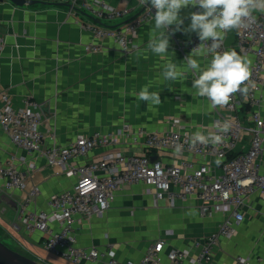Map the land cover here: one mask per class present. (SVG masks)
<instances>
[{
  "label": "crops",
  "instance_id": "crops-1",
  "mask_svg": "<svg viewBox=\"0 0 264 264\" xmlns=\"http://www.w3.org/2000/svg\"><path fill=\"white\" fill-rule=\"evenodd\" d=\"M105 1L119 8H134V13L120 22L133 18L141 9L138 0ZM69 3L70 0H38L19 5L11 0H0V31L5 37L0 56V90L11 97L16 108L22 107L26 98L42 103L40 129L45 136V147L64 145L80 135H92L97 131L113 132L124 122L131 123L134 128L161 131L167 129L175 117L182 118L194 133L202 131L207 135L212 131L213 122L225 110L221 106L214 108L206 97L195 94V89L191 88L194 77L183 61L191 51L182 52L178 48L180 42L195 34L185 33L183 28L190 24V13L198 8L189 6L181 10L184 25L170 36L168 49L175 55L169 53L160 57L147 49L153 36L147 20L140 25L135 38L138 48L124 52L113 38H99L86 29L85 23L90 16L83 11H71ZM224 39L230 49L237 52L235 30L228 32ZM90 42L99 49L87 50L86 45ZM169 60L178 65V72L184 73L177 81H166L162 77L164 65ZM145 86L150 92H160L159 105L138 99V93ZM113 148L143 151L140 144ZM108 149L97 147L76 161L83 163L99 158ZM33 156L17 146L0 125V163L15 164L27 177L29 186H40V193L29 209H49L50 196L71 188L76 179L56 173V168L43 156L36 159L37 168L29 173L28 162ZM159 157L167 163L176 161L170 153H160ZM193 157L218 162L214 156ZM260 161L264 172V151ZM24 193L20 190L0 192L2 216L8 217V206L13 208V220L5 224L7 227H12L17 203ZM202 203L195 194L171 203L168 198L156 199L143 182L125 185L103 216H93L74 224L77 243L95 246L101 252L112 250L120 261H139L151 243L163 239L166 244L160 264H170L168 253L174 248L187 250L190 256L197 257L206 237L218 229L226 216L225 211L212 216L201 215L199 207ZM243 212L244 219L237 225L236 234L232 238L221 236L212 248L215 264H237L239 255L248 257L251 264H264V198L259 192L250 195ZM21 230L17 236L13 234L19 246L50 264L55 263L43 258L45 252L56 257L60 264H72L45 249L42 232H19ZM102 259L96 264H105L108 257ZM185 264L195 263L185 261ZM196 264L210 263L202 259Z\"/></svg>",
  "mask_w": 264,
  "mask_h": 264
},
{
  "label": "built area",
  "instance_id": "built-area-1",
  "mask_svg": "<svg viewBox=\"0 0 264 264\" xmlns=\"http://www.w3.org/2000/svg\"><path fill=\"white\" fill-rule=\"evenodd\" d=\"M139 6V13L120 22L134 13L133 7L119 8L105 0H70L69 3L71 11H83L90 16L85 23L86 29L96 37L113 38L124 52L138 48L135 38L140 25L147 20L145 9ZM152 11L154 14L155 9ZM253 15L256 19L247 28L235 30V48L249 61L251 83L246 94L234 93L222 106L225 111L213 122L211 131L222 137L215 144L193 145L190 137L194 132L182 118L175 117L171 125L161 131L134 128L131 123L124 122L113 132L97 131L92 135H80L64 145L45 147V136L40 129L42 103L26 98L24 105L16 108L11 97L0 90V125L17 146L34 154L28 162L29 173L36 170V159L43 156L50 166L56 168V173H65L76 179L71 188L50 196L49 209L32 211L29 206L39 195L40 186H29L27 177L15 164L0 163V179L3 180L0 192L25 191L17 203L12 227L20 230L24 226L28 232H42L45 249L72 264H96L103 260V256L108 257L105 264H160L166 244L163 239L151 243L139 261H120L112 250L101 252L95 246L79 245L75 235L76 222L103 216L122 187L143 182L158 200L168 198L175 203L179 198L184 200L195 194L203 200L199 207L201 215L226 212L218 229L206 237L197 257L190 256L187 250L175 248L168 253L170 264H185V261L196 264L202 259L215 264L212 248L221 236L232 238L236 234L250 195L259 192L264 198V172L260 161L264 151V14L254 12ZM199 43L194 34L180 42L178 48L182 52L191 51ZM4 45L5 37L0 31V56ZM86 49L96 51L99 47L90 42ZM227 49L230 47L224 39L221 51ZM225 121L230 125L227 132L215 128L217 123L222 125ZM131 144H140L143 151L127 152L113 148ZM97 147L110 149L99 158L87 159L83 163L76 161ZM160 153H170L176 161L167 163L159 157ZM154 154L158 156L153 158ZM193 156H214L218 162L200 161ZM236 262L251 264L250 259L242 255L236 257Z\"/></svg>",
  "mask_w": 264,
  "mask_h": 264
},
{
  "label": "clouds",
  "instance_id": "clouds-1",
  "mask_svg": "<svg viewBox=\"0 0 264 264\" xmlns=\"http://www.w3.org/2000/svg\"><path fill=\"white\" fill-rule=\"evenodd\" d=\"M138 2L145 9L147 23L151 25L153 33L147 43V49L160 57L169 53L175 55L168 49L170 36L180 31L184 25V19L180 16L181 10L189 6L198 8L197 11L190 13V24L183 28L185 33H195L200 41L183 60L186 69L194 77L191 88L195 89L197 96L206 97L215 108L226 105L234 93L248 92L251 83L249 61L235 50L221 51V47L228 32L247 28L250 22L255 21L254 12L264 14V0H138ZM208 57L210 59H207ZM177 69L178 65L169 60L163 68V79L177 81L184 76V73L178 72ZM138 99L152 105L161 103L160 92H150L147 86L138 93ZM229 127L226 121L222 125L220 123L215 125L220 132H227ZM190 139L193 145L209 142L215 144L220 142L222 137L216 132H208L205 135L202 131H196L191 134Z\"/></svg>",
  "mask_w": 264,
  "mask_h": 264
},
{
  "label": "rangeland",
  "instance_id": "rangeland-1",
  "mask_svg": "<svg viewBox=\"0 0 264 264\" xmlns=\"http://www.w3.org/2000/svg\"><path fill=\"white\" fill-rule=\"evenodd\" d=\"M7 211H8L7 212L8 217H5V218H4V216H2L1 211H0V214H1L0 224H2L0 226V240L5 242L7 245L12 247L13 249H15V250H17L23 254H26V255L32 257L33 259H36V260H38L44 264H50L49 262H46L45 260H41V258L38 257L39 255H35V254L31 253V252L27 251V249H24L23 247H21L17 243H15L16 240H15V237L13 236V234H16V236H17L18 230H15L13 227H7V225H5V224L9 223L10 220H13L12 219V216L14 215V214L12 215L13 208L11 206H8ZM24 230H25V228H24V226H22V230L19 232H23ZM8 232H11L12 234H9ZM43 258L47 259V261H50L51 263L60 264L56 257L50 255L47 252H45V254L43 255Z\"/></svg>",
  "mask_w": 264,
  "mask_h": 264
},
{
  "label": "water",
  "instance_id": "water-1",
  "mask_svg": "<svg viewBox=\"0 0 264 264\" xmlns=\"http://www.w3.org/2000/svg\"><path fill=\"white\" fill-rule=\"evenodd\" d=\"M11 1L19 5L33 4L38 2V0H11ZM153 158H155V156H153ZM0 264H44V263L13 249L5 242L0 240Z\"/></svg>",
  "mask_w": 264,
  "mask_h": 264
}]
</instances>
